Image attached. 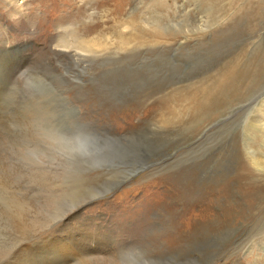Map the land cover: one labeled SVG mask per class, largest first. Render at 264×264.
Returning a JSON list of instances; mask_svg holds the SVG:
<instances>
[{
    "label": "rangeland",
    "instance_id": "374dc122",
    "mask_svg": "<svg viewBox=\"0 0 264 264\" xmlns=\"http://www.w3.org/2000/svg\"><path fill=\"white\" fill-rule=\"evenodd\" d=\"M2 1L0 41L25 43L24 66L0 63L16 213L61 215L80 187L78 246L101 226L103 245L142 241L156 264H264V0ZM63 28L87 59L58 46Z\"/></svg>",
    "mask_w": 264,
    "mask_h": 264
},
{
    "label": "bare ground",
    "instance_id": "6f19581e",
    "mask_svg": "<svg viewBox=\"0 0 264 264\" xmlns=\"http://www.w3.org/2000/svg\"><path fill=\"white\" fill-rule=\"evenodd\" d=\"M19 1H21V0H3L2 2H3L4 7H6L8 10H17ZM22 1H23V3H25L24 0H22ZM67 31L68 30L66 28H63L60 32V35L57 36L56 41L59 43L58 46L61 47L62 49H71L72 48V49L78 50V51H75V53H73V54L74 55L76 54L78 56H82V58H83L84 56L81 52L82 47L80 48L81 49L80 50L79 48L76 47L78 45H76V46L73 45V43L76 42L74 39V36H70V33H72V32L69 33ZM68 36H69V38H68ZM78 37L79 36H77V38ZM4 39H3V41L2 40L0 41V63L5 64V65L9 64L10 66L12 65L16 68H21V66L25 65V63L23 62L24 59L22 58V56H23L22 52L24 51V48H25L24 44L25 43L24 44L22 43L21 45H18V44H12L11 45L10 43H8L7 37H5ZM78 41L80 42L81 40H78ZM79 42H78V44H79ZM7 44H9V45L7 46ZM84 58L87 59L86 56ZM93 59H95V58H93ZM156 129H157L158 134H161L162 127L156 126ZM1 167H3V166H1ZM0 170H1V168H0ZM2 171H3V169H2ZM7 173H8V171H7ZM7 173H6V175H7ZM1 180H0V192L2 194H0V200H4L2 203L5 204L4 206H6V207H4L6 211H4V213L2 215L0 213L1 221L4 219L6 221V223L9 222V224H8L10 226L9 236L11 238L7 242H13V239L15 238L14 239L15 241L12 244L7 245L6 247H9V246L11 247L15 243V245H17V247H16L17 250L13 254H12V252L7 251L8 248L6 251L4 250V253L0 252V264H91L90 262H99L100 263V262H104L107 259H109L108 258L109 256H106V255L108 253V249L113 251V246L108 245L106 247V245H103L102 242H99V239H100L99 236H102V237L108 236V237L113 239L112 229L110 230V229H108V227L105 229H103V227H101V226L93 228V230L91 232V235H93V237H90L86 240L83 239L84 240L83 246H78L74 240H70V239L68 240L65 238V236L73 233V231L69 230L70 228L67 226L68 223H71L69 221L71 219H73V215L75 214L74 212H71V210L73 208L70 209V207L77 206V205L81 206L82 204L88 202V200L84 201L83 200L84 198L80 197L82 195L77 196L80 192H83L82 188L71 186L73 193L70 194V192H71L70 190H67V191H69L67 194L64 192L63 197L64 198L66 197L67 199H72L71 200L72 202H71V205L68 207L69 210L65 211L63 214L60 215L57 212L60 209L59 206H61L62 204L53 206V204L51 203L50 207L53 209L52 212H50L49 209H46L45 215H43V216H40V215L37 216V214L35 213L36 211H35L34 213H32L33 215L31 214L32 216L26 215V217H24L19 212L16 213L15 209L17 206H19V209H21L20 205H18L19 202L17 203L16 200L10 196V194H11L10 189L12 190V188H14L13 187L14 185L12 187L10 186L11 188L9 187L8 188L9 190H7L6 184H4L3 181L1 182ZM105 185H108V184L105 183L103 186H105ZM91 188H94V187H86V192L87 193L92 192L93 189L91 190ZM19 189H21V188H18V191H19ZM15 190H17V188ZM22 191H23V189H22ZM32 191H33V189H32ZM55 191H56L55 194L51 193V194H53V197L55 196L53 198L54 200L57 197L58 192L59 191L61 192V190L56 187ZM14 192L15 191H12V194ZM21 192L19 191L20 194H21ZM35 193L36 192H34V195H35ZM15 195H16V193H15ZM77 197L80 199H76ZM69 202H70V200H69ZM15 205H16V207H15ZM76 211H78V210L76 209ZM51 222H56V227L54 229L51 228ZM82 227H84V226H82ZM86 227H87V225H86ZM3 230H4V228H3ZM77 232L80 233V231H77ZM43 234H45V235L42 236ZM56 234H59L57 237H60V239H57V237H55ZM86 234H87V232H86ZM31 237L37 238L38 240L37 241H31V240H29V238H31ZM95 237H96L97 241L99 242L100 246L97 245V241L95 240ZM80 243H82V242H80ZM6 244L7 243H5V244L3 243V245L0 246V248L4 247ZM2 249H4V248H2Z\"/></svg>",
    "mask_w": 264,
    "mask_h": 264
},
{
    "label": "clouds",
    "instance_id": "9594fccd",
    "mask_svg": "<svg viewBox=\"0 0 264 264\" xmlns=\"http://www.w3.org/2000/svg\"><path fill=\"white\" fill-rule=\"evenodd\" d=\"M109 264H156V259L149 245L136 241L117 244L110 255Z\"/></svg>",
    "mask_w": 264,
    "mask_h": 264
}]
</instances>
